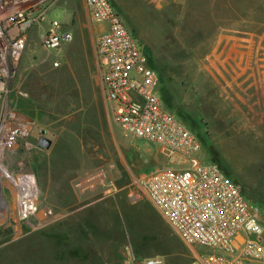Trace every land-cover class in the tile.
<instances>
[{
  "label": "rangeland",
  "instance_id": "obj_1",
  "mask_svg": "<svg viewBox=\"0 0 264 264\" xmlns=\"http://www.w3.org/2000/svg\"><path fill=\"white\" fill-rule=\"evenodd\" d=\"M111 1L161 75L165 107L198 137L201 159L216 153L215 164L264 225V0ZM47 19L73 40L46 50L40 34L48 23L31 28L9 84L11 107L35 128L16 144L8 167L35 176L39 199L35 218L23 224L13 221L3 195L0 264H140L137 256L141 264L153 257L194 264L150 205L129 196L132 175L170 158L110 120L94 73L100 29L87 25L82 0H56ZM41 137L51 141L46 151ZM55 234H66L67 244L57 245Z\"/></svg>",
  "mask_w": 264,
  "mask_h": 264
},
{
  "label": "built area",
  "instance_id": "obj_2",
  "mask_svg": "<svg viewBox=\"0 0 264 264\" xmlns=\"http://www.w3.org/2000/svg\"><path fill=\"white\" fill-rule=\"evenodd\" d=\"M55 1L0 0V199L5 193L10 196V215L23 224L36 216L39 188L32 173L11 172L8 160L16 144L33 132L35 122L11 107L9 84L31 28L41 29L48 23L40 34L46 50H57L73 40L71 31L47 19ZM82 3L89 28L94 31L95 26H103L94 37L93 54L110 120L124 134L159 146L170 158L169 164L132 175L130 198L150 205L193 252L194 264H264V225L259 209L217 164L200 158L199 140L165 107L159 96V77L112 1ZM44 216L50 217L51 212ZM142 264L162 261L153 257Z\"/></svg>",
  "mask_w": 264,
  "mask_h": 264
},
{
  "label": "trees",
  "instance_id": "obj_3",
  "mask_svg": "<svg viewBox=\"0 0 264 264\" xmlns=\"http://www.w3.org/2000/svg\"><path fill=\"white\" fill-rule=\"evenodd\" d=\"M146 53V52H145ZM147 55V54H146ZM150 68H152V67H150ZM153 69V68H152ZM154 70V69H153ZM155 71V70H154ZM156 73H157V75H158V77H159V80H160V87H161V84H162V77H161V75L157 72V71H155ZM162 99V98H161ZM163 101V100H162ZM168 109V108H167ZM171 111V110H170ZM172 112H174V111H172ZM174 114H175V116L180 120V121H182L181 119H180V116L177 114V113H175L174 112ZM185 125V124H184ZM186 126V125H185ZM187 127V126H186ZM193 133V132H192ZM194 134V133H193ZM195 135V134H194ZM196 136V135H195ZM196 138L198 139V137L196 136ZM199 140V139H198ZM210 163H218V158H217V155H216V153L214 152V151H209V156L206 158ZM226 175V174H225ZM228 176V175H227ZM229 177V176H228ZM233 180V179H232ZM234 181V180H233ZM235 182V181H234ZM236 183V182H235ZM243 193V192H242ZM244 195V194H243ZM244 197L246 198V196L244 195ZM247 199V198H246ZM248 200V199H247ZM66 237H67V235L66 234H55L54 236H53V239H55V242H56V244L57 245H59V246H65L66 244H67V242H66ZM137 261H139V263H141V258L140 257H138L137 256Z\"/></svg>",
  "mask_w": 264,
  "mask_h": 264
},
{
  "label": "water",
  "instance_id": "obj_4",
  "mask_svg": "<svg viewBox=\"0 0 264 264\" xmlns=\"http://www.w3.org/2000/svg\"><path fill=\"white\" fill-rule=\"evenodd\" d=\"M38 147L42 150H48L51 146V141L45 137H41L38 141ZM6 207V204H5Z\"/></svg>",
  "mask_w": 264,
  "mask_h": 264
},
{
  "label": "bare ground",
  "instance_id": "obj_5",
  "mask_svg": "<svg viewBox=\"0 0 264 264\" xmlns=\"http://www.w3.org/2000/svg\"><path fill=\"white\" fill-rule=\"evenodd\" d=\"M92 181H93V179H90L84 185H91ZM0 207H2V213H4V211H5V205L3 204V202H2L1 199H0Z\"/></svg>",
  "mask_w": 264,
  "mask_h": 264
},
{
  "label": "crops",
  "instance_id": "obj_6",
  "mask_svg": "<svg viewBox=\"0 0 264 264\" xmlns=\"http://www.w3.org/2000/svg\"><path fill=\"white\" fill-rule=\"evenodd\" d=\"M103 26H97L98 30L101 29ZM94 56V54H93ZM94 73H95V62H94ZM95 78H96V74H95ZM96 81H97V78H96ZM97 84H98V81H97ZM99 87V85H98Z\"/></svg>",
  "mask_w": 264,
  "mask_h": 264
}]
</instances>
